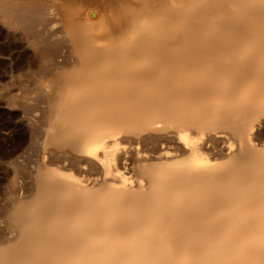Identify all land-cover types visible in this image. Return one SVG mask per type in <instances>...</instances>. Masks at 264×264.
<instances>
[{
	"label": "bare ground",
	"instance_id": "1",
	"mask_svg": "<svg viewBox=\"0 0 264 264\" xmlns=\"http://www.w3.org/2000/svg\"><path fill=\"white\" fill-rule=\"evenodd\" d=\"M0 38V264H264V0H0Z\"/></svg>",
	"mask_w": 264,
	"mask_h": 264
},
{
	"label": "rangeland",
	"instance_id": "2",
	"mask_svg": "<svg viewBox=\"0 0 264 264\" xmlns=\"http://www.w3.org/2000/svg\"><path fill=\"white\" fill-rule=\"evenodd\" d=\"M1 42H2V39L0 38V43ZM3 46L4 48L0 50L2 51L0 53V59L8 65L9 70H7V73L10 74L12 72L10 68L14 64V57L12 55L13 49L10 47L8 48L7 45L6 46L3 45ZM11 62L13 64H11ZM5 79H6V76H5ZM14 119L15 118H14V114L12 111H9V114H8V110L0 106V149H1L0 151L10 148L11 146L14 145V142L16 143L17 141L18 136H17V131H15L16 128L14 126ZM5 164H6L5 161L3 159H0V167L2 166V168H4L5 166H7V164L6 165ZM8 177L10 176H8V174L7 175L5 174L3 177L0 178V202L1 203H4L3 199L5 200L6 198L7 200L10 197L9 192L11 191L9 190L11 186L5 180V178H7L8 180ZM5 192H7L8 194Z\"/></svg>",
	"mask_w": 264,
	"mask_h": 264
}]
</instances>
